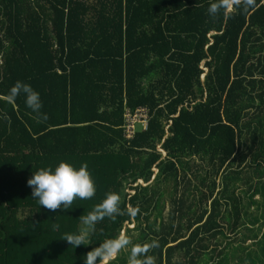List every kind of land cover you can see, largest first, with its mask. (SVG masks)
<instances>
[{"label":"trees","instance_id":"trees-1","mask_svg":"<svg viewBox=\"0 0 264 264\" xmlns=\"http://www.w3.org/2000/svg\"><path fill=\"white\" fill-rule=\"evenodd\" d=\"M213 2L0 0V264H84L131 224L135 245L159 242L155 264H264L263 227L240 252L219 241L250 216L242 185L250 202L264 196V0L228 20L208 14ZM17 81L40 94L46 121L23 96L7 101ZM141 107L148 129L128 139L125 113ZM60 162L87 165L96 194L53 212L27 181ZM109 193L119 214L80 247L62 240Z\"/></svg>","mask_w":264,"mask_h":264},{"label":"clouds","instance_id":"clouds-1","mask_svg":"<svg viewBox=\"0 0 264 264\" xmlns=\"http://www.w3.org/2000/svg\"><path fill=\"white\" fill-rule=\"evenodd\" d=\"M254 3L255 0H214L207 12L211 17L222 15L225 20H228L232 18L230 13L234 9L242 12L247 11ZM20 96L24 97L26 107L37 114L39 119L42 121L48 119L47 114L42 112L43 103L40 94L30 84L17 81L10 88L7 101L14 103ZM27 183L32 188L33 200L37 201L39 207L53 212L57 209L64 211L72 205L74 200H89L96 194L95 181L88 171L87 165H82L77 169L69 163L60 162L54 169L42 168L36 171ZM120 200L118 193L107 194L100 204L95 206L88 215L82 217L85 227L79 233L65 234L62 240L74 248L84 245L89 234L95 230L97 222L102 221L105 217L119 214ZM131 214L135 215V210ZM130 244V239L124 234L107 239L83 257L84 264H101V262L110 264ZM158 247L159 242L156 240L145 245H133L128 264H155L154 258L147 253Z\"/></svg>","mask_w":264,"mask_h":264},{"label":"rangeland","instance_id":"rangeland-1","mask_svg":"<svg viewBox=\"0 0 264 264\" xmlns=\"http://www.w3.org/2000/svg\"><path fill=\"white\" fill-rule=\"evenodd\" d=\"M203 79H205V78H203ZM140 125H142V124H140ZM138 128L141 129L142 127L139 126ZM143 130H145V129H143ZM156 171H158V170H156ZM254 181H255L256 184H258V186L259 185H263V183H264V177L261 176V178H260L259 176L254 175ZM219 182L220 181H218V183ZM141 183H143V182H141ZM242 186H244L243 188L245 190H242L241 189V190L237 191V194H239L243 198V204L242 205H243V207L246 206V208L248 209V211L250 213V216L247 219V221L245 222V224L242 225V229L236 235L233 234V236H232V232H230L227 229H225L226 236H223L222 235V236L219 237V241L222 243L223 247H225L228 244H232V240L234 238H235V240H239L240 243L239 242L234 243L235 245H237V247H239L238 248V252H240L241 250L244 249V247L241 246L242 245L241 244V241L244 242L243 239H245V237L247 235H250L249 232L251 230V226L255 227L254 228L255 231L256 230H259L257 234H260V232L262 233V230H264V226L262 225V222L264 221V218H263V213H264V204H263L264 203V196L262 197V195L259 194V193L258 194H254V201L253 202H250V198L251 197L248 196L247 193H245L246 190H247V186L245 184H243ZM128 188H129V186H128ZM127 192L128 193L135 194V192H130L129 189H127ZM219 192H221V187H220V189L219 188L217 189L216 194H218ZM209 206H210V204H209ZM173 209H174V207H173L172 204H167L166 205V209L164 211L165 223H170L169 218H170V215L172 214V210ZM251 216L256 217V218L259 217L261 222L260 221L259 222H256V225H254V222L253 223L251 222ZM21 217H23V215ZM261 227H263L262 230H261ZM122 234L126 235L130 239L131 244L129 245L128 248L122 250V252L117 257L118 259L115 258L114 260H112L110 262V264H112L113 261H115L116 264H128V258H129V255H130L131 247L133 245H135L134 242L137 240V238L140 237V230L137 229V225L131 224V225H128V227L124 229V231H123ZM248 239H250V240H248ZM248 239L245 241V245L243 244L245 246L246 251H250L251 252V251H254L255 250L258 253H260L261 252V245L256 242L257 240H254V239H252L249 236H248ZM229 253H232V249L229 250ZM245 254H247V252ZM229 255H231V254H229ZM250 256H253V255H250ZM180 260H183L184 261V259L181 258V257H175V261L176 262H178ZM216 261H218V260H216Z\"/></svg>","mask_w":264,"mask_h":264},{"label":"built area","instance_id":"built-area-1","mask_svg":"<svg viewBox=\"0 0 264 264\" xmlns=\"http://www.w3.org/2000/svg\"><path fill=\"white\" fill-rule=\"evenodd\" d=\"M150 122V109L148 107H141L134 112L127 109L125 113V124L123 126L125 136L128 139H133L138 131V127L147 130ZM142 124V125H140Z\"/></svg>","mask_w":264,"mask_h":264},{"label":"crops","instance_id":"crops-1","mask_svg":"<svg viewBox=\"0 0 264 264\" xmlns=\"http://www.w3.org/2000/svg\"><path fill=\"white\" fill-rule=\"evenodd\" d=\"M202 69H204L205 70V68H204V65L202 66ZM205 73L202 75V81H204L205 79H203V78H205ZM145 85H147L148 86V82L145 84ZM146 86V87H147ZM192 105H194V104H192ZM171 124H172V122H171Z\"/></svg>","mask_w":264,"mask_h":264}]
</instances>
